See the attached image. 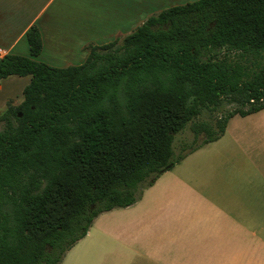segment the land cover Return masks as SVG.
Listing matches in <instances>:
<instances>
[{
    "label": "trees",
    "instance_id": "1",
    "mask_svg": "<svg viewBox=\"0 0 264 264\" xmlns=\"http://www.w3.org/2000/svg\"><path fill=\"white\" fill-rule=\"evenodd\" d=\"M25 36L30 56L0 58V79L30 76L0 112V264H60L98 214L134 204L230 117L264 109V0L170 6L88 43L79 65L35 59L36 24ZM187 125L205 138L176 154Z\"/></svg>",
    "mask_w": 264,
    "mask_h": 264
},
{
    "label": "crops",
    "instance_id": "2",
    "mask_svg": "<svg viewBox=\"0 0 264 264\" xmlns=\"http://www.w3.org/2000/svg\"><path fill=\"white\" fill-rule=\"evenodd\" d=\"M161 2L0 0V48L30 56L25 33L36 24L42 50L35 59L80 64L85 45L127 34L149 16L146 5ZM20 77L0 79V110L15 92L23 99L30 79ZM262 110L230 117L219 138L161 173L134 204L99 214L60 264H264Z\"/></svg>",
    "mask_w": 264,
    "mask_h": 264
},
{
    "label": "rangeland",
    "instance_id": "3",
    "mask_svg": "<svg viewBox=\"0 0 264 264\" xmlns=\"http://www.w3.org/2000/svg\"><path fill=\"white\" fill-rule=\"evenodd\" d=\"M101 0H99V2H100ZM190 1H194V0H162V2L159 4V5H153V6H149V5H146V8L145 9H147V11H151V12H149L150 14L149 15H152V14H154V13H157V12H159L160 10H163V9H165V8H168V7H170V6H174V5H181V4H184V3H186V2H190ZM160 5H163V6H160ZM99 7V10L101 9V5L100 4H96V8H98ZM107 10H108V8L107 7H104V12H103V15H105V14H107ZM148 16H145L143 19L145 20L146 18H147ZM140 18L138 17L137 18V21L133 24V25H131L130 26V28H129V32H131L136 26H138L139 24H141L142 22H141V20H139ZM129 27V26H128ZM129 32H127V33H129ZM50 50H48V52H49ZM20 55V54H19ZM25 56V55H24ZM38 60V59H37ZM41 61V60H40ZM84 62V61H83ZM82 62V63H83ZM45 63H47V62H45ZM47 64H49V63H47ZM81 64V63H80ZM49 65H51V64H49ZM75 65H79V64H75ZM51 66H54V67H63V66H60V65H55V64H53V65H51ZM21 79L20 80H22L23 82L24 81H26V80H29L30 79V76H22V77H20ZM14 90H16V88H14ZM14 93V92H13ZM18 96H19V94H18V92H15V96H12V97H10V98H8L7 100H6V102L8 101V100H11L12 101V103H14V104H18L19 102H18ZM5 106H6V103H5ZM5 108V107H4ZM3 108V109H4ZM231 108V105H227V104H223L221 107H219V108H217L215 111H213V112H210V111H208V110H204L201 114H200V116L197 118V120L198 121H201V120H205V119H207V118H211V119H213V118H215V116H217L219 113L221 114H224V113H226L227 112V110H229ZM2 109V110H3ZM2 110H0V112L2 111ZM260 114H262V119L263 120H260V122H263L264 123V110H262V112L260 113ZM3 128V124L0 122V130ZM205 138V135L204 134H201V135H199L198 137H194L193 136V132H192V130H191V127H190V125H187L182 131H180V132H178L177 134H175V136H174V143H173V147H174V151H175V153L176 154H179V153H181L182 151H183V149L184 148H189V147H191V146H195V145H197L198 143H200L203 139ZM115 209V208H114ZM109 211V210H108ZM106 212V211H105ZM103 213V212H102ZM101 214V213H100ZM99 215V214H98ZM95 219H96V217H95ZM94 219V220H95ZM94 220H93V222H94ZM92 222V223H93ZM92 225V224H91ZM80 240V239H79ZM78 240V241H79ZM77 241V242H78ZM77 242H75L72 246H74ZM71 246V247H72ZM67 252V251H66ZM65 255H66V253H65ZM64 255V256H65Z\"/></svg>",
    "mask_w": 264,
    "mask_h": 264
},
{
    "label": "built area",
    "instance_id": "4",
    "mask_svg": "<svg viewBox=\"0 0 264 264\" xmlns=\"http://www.w3.org/2000/svg\"><path fill=\"white\" fill-rule=\"evenodd\" d=\"M4 54H5V53H4L3 49L0 48V58H1Z\"/></svg>",
    "mask_w": 264,
    "mask_h": 264
},
{
    "label": "flooded vegetation",
    "instance_id": "5",
    "mask_svg": "<svg viewBox=\"0 0 264 264\" xmlns=\"http://www.w3.org/2000/svg\"><path fill=\"white\" fill-rule=\"evenodd\" d=\"M42 264H45V262H43Z\"/></svg>",
    "mask_w": 264,
    "mask_h": 264
}]
</instances>
